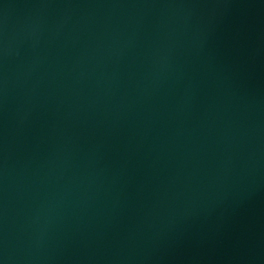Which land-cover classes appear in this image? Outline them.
<instances>
[{"label":"water","instance_id":"95a60500","mask_svg":"<svg viewBox=\"0 0 264 264\" xmlns=\"http://www.w3.org/2000/svg\"><path fill=\"white\" fill-rule=\"evenodd\" d=\"M0 264H264V0H0Z\"/></svg>","mask_w":264,"mask_h":264}]
</instances>
